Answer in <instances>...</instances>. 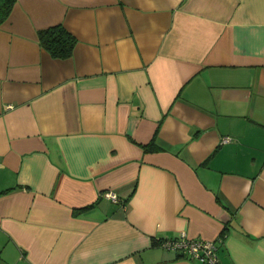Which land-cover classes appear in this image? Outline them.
Here are the masks:
<instances>
[{
    "label": "crops",
    "instance_id": "crops-1",
    "mask_svg": "<svg viewBox=\"0 0 264 264\" xmlns=\"http://www.w3.org/2000/svg\"><path fill=\"white\" fill-rule=\"evenodd\" d=\"M55 24L69 57L38 40ZM183 234L264 264V0H15L0 264H205L160 245Z\"/></svg>",
    "mask_w": 264,
    "mask_h": 264
},
{
    "label": "trees",
    "instance_id": "trees-1",
    "mask_svg": "<svg viewBox=\"0 0 264 264\" xmlns=\"http://www.w3.org/2000/svg\"><path fill=\"white\" fill-rule=\"evenodd\" d=\"M15 0H0V23L7 17ZM40 44L48 50L53 57L66 58L72 54L76 42L75 36L61 24L51 25L38 31ZM144 149H158L155 139L143 145Z\"/></svg>",
    "mask_w": 264,
    "mask_h": 264
},
{
    "label": "built area",
    "instance_id": "built-area-1",
    "mask_svg": "<svg viewBox=\"0 0 264 264\" xmlns=\"http://www.w3.org/2000/svg\"><path fill=\"white\" fill-rule=\"evenodd\" d=\"M224 141L229 139L225 137ZM107 197L118 202L119 198L113 191H106ZM160 245L187 252L190 256L202 261L205 264H219L216 253V246L213 241L202 238H189L184 234L177 237H169L160 241Z\"/></svg>",
    "mask_w": 264,
    "mask_h": 264
}]
</instances>
